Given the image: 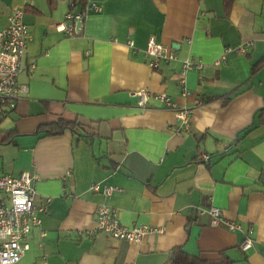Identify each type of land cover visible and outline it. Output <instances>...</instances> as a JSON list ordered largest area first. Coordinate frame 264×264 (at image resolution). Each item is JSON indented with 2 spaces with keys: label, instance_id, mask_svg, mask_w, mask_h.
I'll use <instances>...</instances> for the list:
<instances>
[{
  "label": "crops",
  "instance_id": "obj_1",
  "mask_svg": "<svg viewBox=\"0 0 264 264\" xmlns=\"http://www.w3.org/2000/svg\"><path fill=\"white\" fill-rule=\"evenodd\" d=\"M83 2L71 9L70 0H0V27L21 10L31 34L19 76L28 95L0 132L18 134L0 145V169L37 175L34 204L49 200L17 264H172L175 249L205 264L221 256L264 264V0H235L227 15L222 0ZM90 5L98 10L87 12L79 34L57 30L68 12ZM150 38L176 59L151 68ZM244 42H252L246 53L221 61ZM183 60L203 65L185 73V96ZM159 94L191 110L187 131ZM59 119L79 127L34 135ZM95 184L117 191L104 198ZM100 204L124 226L161 232L139 243L90 234ZM211 208L221 213L215 224ZM248 229L253 244L242 253Z\"/></svg>",
  "mask_w": 264,
  "mask_h": 264
},
{
  "label": "built area",
  "instance_id": "obj_2",
  "mask_svg": "<svg viewBox=\"0 0 264 264\" xmlns=\"http://www.w3.org/2000/svg\"><path fill=\"white\" fill-rule=\"evenodd\" d=\"M89 10L97 11V7L90 5L85 11L68 12L64 20L58 24L57 30L64 32L67 36L75 35V26L77 22L84 21ZM23 11L14 10L7 19V24L0 27V122L11 114L18 101L28 95L26 85L20 84L19 76L26 69L24 63L28 43L31 40V34L27 26L22 21ZM252 42H244L236 48H227L221 61L225 60L228 53L234 52L238 55L246 53ZM129 47H133L131 42ZM145 56L150 57L149 66L156 69L161 62H170L176 59L172 49L156 43L152 38L148 40ZM219 62H215L217 65ZM200 62L194 60H183L181 62L182 95L188 94L184 84V75L190 70L199 71L202 68ZM29 68H34L33 64ZM139 104L145 102L146 93L139 92ZM155 99L162 102L168 108L175 110V116L181 123L183 131H187L191 110L187 108L176 109L175 104L164 94L155 96ZM182 130H176L177 134ZM203 161L208 160V156L202 155ZM38 176L23 173L18 177H13L4 173L0 169V264H17L23 255L29 250V237L34 228H40L41 216L47 212L46 204L35 205L34 197L36 195L35 183ZM93 191H100L104 198L109 197L117 188L112 186L92 185ZM209 213L213 217L214 224L221 220L220 211L211 208ZM230 231L240 230V226L234 223L228 225ZM161 230L146 226L122 225L117 217L115 210L105 204H100L95 210V225L89 232L90 234L101 233L115 241L126 243H139L150 234L159 233ZM252 230L248 229L244 233V238L238 248L242 253L248 252L252 248L251 239ZM40 238L43 239L46 234L39 231Z\"/></svg>",
  "mask_w": 264,
  "mask_h": 264
},
{
  "label": "trees",
  "instance_id": "obj_3",
  "mask_svg": "<svg viewBox=\"0 0 264 264\" xmlns=\"http://www.w3.org/2000/svg\"><path fill=\"white\" fill-rule=\"evenodd\" d=\"M235 0H222V5H223V9H224V13L227 15L229 13V10L232 6V4L234 3ZM70 8H74L75 5L77 3H79V5L81 7H85V4L83 2V0H70ZM25 11H29L27 9V6L24 9ZM262 63H264V59L260 62L259 65H261ZM16 109V108H15ZM15 111V110H14ZM259 116H258V123H263L264 122V110H261L260 112H258ZM79 126L75 123L72 122H67L64 120H56L54 122L51 123H47V124H41L37 127V129L34 132L35 136L38 135H45V136H59L62 133H64L65 131H72L75 132L76 129ZM18 134L16 132L9 131L7 132L5 135H3L0 139V145H7L9 143H11L14 139V137H16ZM173 261L172 264H205L203 261H201L198 258L195 257H189L187 256L184 252H182V250L180 249H175L173 251ZM217 264H232L226 257L221 256L220 259L218 260Z\"/></svg>",
  "mask_w": 264,
  "mask_h": 264
},
{
  "label": "rangeland",
  "instance_id": "obj_4",
  "mask_svg": "<svg viewBox=\"0 0 264 264\" xmlns=\"http://www.w3.org/2000/svg\"><path fill=\"white\" fill-rule=\"evenodd\" d=\"M10 116V115H9ZM10 118L9 117H6L5 119H3L1 122H0V132L1 133H4L6 131V129L9 127H7V125H10Z\"/></svg>",
  "mask_w": 264,
  "mask_h": 264
},
{
  "label": "water",
  "instance_id": "obj_5",
  "mask_svg": "<svg viewBox=\"0 0 264 264\" xmlns=\"http://www.w3.org/2000/svg\"><path fill=\"white\" fill-rule=\"evenodd\" d=\"M81 11H82L81 8H80L79 6H77L76 11H74V12L81 13ZM82 25H83V21H82V22H77V23H76V26H75V32H76L77 34H79V33L81 32Z\"/></svg>",
  "mask_w": 264,
  "mask_h": 264
}]
</instances>
